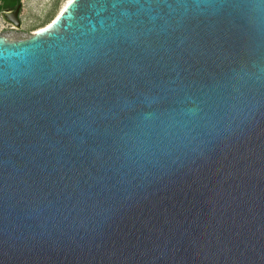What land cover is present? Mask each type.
Instances as JSON below:
<instances>
[{"label":"water","instance_id":"obj_1","mask_svg":"<svg viewBox=\"0 0 264 264\" xmlns=\"http://www.w3.org/2000/svg\"><path fill=\"white\" fill-rule=\"evenodd\" d=\"M0 264H264V0L0 34Z\"/></svg>","mask_w":264,"mask_h":264},{"label":"rangeland","instance_id":"obj_2","mask_svg":"<svg viewBox=\"0 0 264 264\" xmlns=\"http://www.w3.org/2000/svg\"><path fill=\"white\" fill-rule=\"evenodd\" d=\"M20 25L5 18V10L0 9V34L8 38H25L35 30L48 24L69 0H20ZM2 0H0V5Z\"/></svg>","mask_w":264,"mask_h":264},{"label":"trees","instance_id":"obj_3","mask_svg":"<svg viewBox=\"0 0 264 264\" xmlns=\"http://www.w3.org/2000/svg\"><path fill=\"white\" fill-rule=\"evenodd\" d=\"M19 0H2V4L0 5V9H4L7 6H15Z\"/></svg>","mask_w":264,"mask_h":264},{"label":"flooded vegetation","instance_id":"obj_4","mask_svg":"<svg viewBox=\"0 0 264 264\" xmlns=\"http://www.w3.org/2000/svg\"><path fill=\"white\" fill-rule=\"evenodd\" d=\"M18 5L21 6V1L20 0H19L18 3H16V5L14 7L13 6H7V7L4 8V10H5V12H7V11H13V10H15L17 8Z\"/></svg>","mask_w":264,"mask_h":264},{"label":"snow or ice","instance_id":"obj_5","mask_svg":"<svg viewBox=\"0 0 264 264\" xmlns=\"http://www.w3.org/2000/svg\"><path fill=\"white\" fill-rule=\"evenodd\" d=\"M70 2H71V0H70Z\"/></svg>","mask_w":264,"mask_h":264}]
</instances>
